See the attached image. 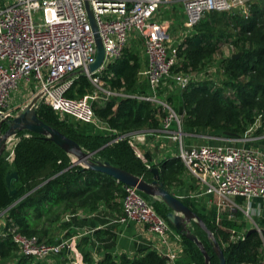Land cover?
<instances>
[{
    "label": "trees",
    "instance_id": "16d2710c",
    "mask_svg": "<svg viewBox=\"0 0 264 264\" xmlns=\"http://www.w3.org/2000/svg\"><path fill=\"white\" fill-rule=\"evenodd\" d=\"M227 46L232 48V53L240 54L233 58L230 53L218 59L221 82L214 83L210 79L190 81L177 95L164 99L175 111H183L181 128L184 131V128L188 132L210 129L215 132L213 135L239 137L256 124L252 134L263 135L264 0L252 1L246 16L237 9L204 12L176 44L178 62L170 71H200L216 51ZM140 66L141 56L127 44L119 57L107 63L100 73L103 86L126 95L95 99L90 103L94 115L113 133L100 131L91 125L92 134L80 132L72 125V118H59L46 104H39L35 114L40 121L76 142L82 151L93 152L91 160L107 161L149 181L151 175L145 166L150 161L148 154L143 153L141 160L127 138L129 134L144 129L157 130L162 115L153 103L134 96L147 92L145 81L137 78ZM92 89L87 78L77 74L65 96L77 98L90 93ZM176 105L180 108H176ZM5 128L2 122L0 130ZM28 133L29 136L19 137L14 143L10 161L0 155V212L3 211L0 261L13 258V264H46L44 259L17 253V246L7 231L14 229L20 234L35 236L39 242L49 243L53 239L54 228L62 229L67 225L63 221L64 215L78 211L94 212L99 205L120 212L123 189L121 183L104 173L82 168L78 164L72 165L68 153L39 134ZM116 135L124 137L110 142ZM149 166L157 167L158 181L166 190H170L172 183L181 184L180 175L184 167L178 157H165ZM11 171L16 172L17 179L10 185L14 192L9 195L4 175ZM180 199L211 231L222 251L224 264H258L261 239L256 231L246 230L242 238L232 240L229 237L231 231L233 234L239 232L244 223L227 220L217 228L221 236L219 239L210 224L212 220L214 222V207L208 206V209L200 212L198 207L202 205L199 202H188L187 197ZM155 208L166 219L167 207L155 204ZM235 215L239 217L241 213L235 211ZM189 230L202 244L210 264H217L204 231L194 221L190 222ZM179 241L182 263L203 264V256L192 241L181 234ZM87 243L86 236H81L75 242L80 253L78 264H166L165 259L150 247L141 248L130 256L119 253L114 257L104 252L98 258H93L86 248Z\"/></svg>",
    "mask_w": 264,
    "mask_h": 264
},
{
    "label": "built area",
    "instance_id": "2783aa9c",
    "mask_svg": "<svg viewBox=\"0 0 264 264\" xmlns=\"http://www.w3.org/2000/svg\"><path fill=\"white\" fill-rule=\"evenodd\" d=\"M170 1L173 0H0V122L16 115L36 97L34 109L39 104H46L59 118L68 116L100 131L113 133L94 115L90 103L109 96H126L103 86L99 76L107 63L119 57L130 39L138 38L146 62L140 66L137 78L145 81L147 92L134 96L153 103L161 112L157 132L176 143L174 156L179 158L184 171L194 181L195 190L187 197L195 202L205 197L207 205L215 209V223L221 218V210H225L227 220L239 211L243 219L250 222L253 214L250 200L258 197L264 201V150L247 143L264 137V134L253 135L254 124L239 137L209 135L203 136L208 140L203 143H183L184 136L189 134L181 128L183 111L172 108L158 93L159 86L168 78L179 91L188 82L197 81L200 75L206 77L214 71L220 74V70L218 64L213 63L197 72L170 71L178 62L175 48L179 41L170 43L169 23L159 16L162 6ZM178 1L183 14L181 37L204 12L237 9L246 16L252 2ZM84 2L92 13L103 48L102 61L93 72L87 69L93 61L95 45ZM224 49L228 51L226 55L233 52L230 46ZM77 74L84 75L93 89L77 98L66 97ZM202 79L206 78L200 77ZM21 89L29 91L27 98L19 96L17 99L16 94ZM122 137L124 135H116L110 142ZM11 158L12 151L7 160ZM122 189L118 220L140 224L154 237L150 248L165 257L166 264H176L177 251L181 248L179 234L134 187L122 185ZM68 215L63 219H68ZM252 228L261 239L258 264H264V238L258 228ZM245 231L242 229L235 234L231 231L230 237L242 238ZM7 232L17 246V252L34 259H45L63 250L72 251L76 237L68 235L56 242L43 243L35 236H26L14 229ZM70 263L78 264V260L72 259Z\"/></svg>",
    "mask_w": 264,
    "mask_h": 264
},
{
    "label": "crops",
    "instance_id": "0c3cea01",
    "mask_svg": "<svg viewBox=\"0 0 264 264\" xmlns=\"http://www.w3.org/2000/svg\"><path fill=\"white\" fill-rule=\"evenodd\" d=\"M167 5L168 15H164L165 11L161 10L159 12L160 18L166 20L170 27V23L172 21L171 19L175 17L178 12L182 25L183 14L179 1L173 0L168 2ZM178 33L177 30L173 31L171 27L169 28L168 35H170L169 40L171 44H176L178 41H180L182 32L180 34ZM145 62V57L141 54V65H145ZM158 90V93L164 97L169 95H177L179 92L168 78L164 79ZM16 96L17 99L20 97L27 98L29 96V91L26 89H21V93H18V95L16 94ZM176 108L179 109L180 107L176 105ZM72 125H74L80 132L93 133L92 127H90L87 123L73 119ZM194 131L195 130L190 131L188 135H191V132ZM129 139L137 153V156L138 153L141 154V156L143 153L148 154L150 161L145 164L146 167L156 164V162L165 157L174 156L177 147L176 143L172 142L166 136L159 135L157 130L144 129L140 132L131 134ZM189 143L193 142L190 141ZM250 143H247V145L253 146V142ZM139 151H141V153ZM71 159L72 158H70V160ZM184 173L188 175L185 171ZM180 178L181 184L179 188L169 191L179 198H184L187 197L189 192L195 190V185L194 181L191 183L192 180H190L189 177L180 175ZM188 199V202L192 201V199ZM197 202L202 205L198 207V211L204 212L206 209H208L207 200H205V197H200ZM250 205L253 208V214L250 222H247L245 219H243L241 215L239 217L235 215L231 221H234L235 223L243 222V230H249L252 227H256L259 230L264 231V201L258 197H254L250 200ZM220 212V217L226 219L225 210H221ZM120 213L121 211L116 212L106 209L103 205H99L94 212L78 211L74 214L68 215V219L63 220L67 222V225L64 228H54L55 232L51 242H56L60 238H65L68 235H76L72 251L67 252L63 250L59 254H51L43 261L46 264H71L70 262L72 259L79 261L80 253L75 246V242L81 236H86L88 238L86 248L89 250L93 258H98L104 252H108L114 257H116L119 253H125L130 256L136 254L141 248L152 247L154 243V237H152V235H150V233L140 224L132 220L119 221L118 217L120 216ZM2 225L3 219L2 216H0V231ZM178 243L180 244L181 248L177 251L178 254L176 264H184L182 263V246L180 241H178Z\"/></svg>",
    "mask_w": 264,
    "mask_h": 264
},
{
    "label": "water",
    "instance_id": "95a60500",
    "mask_svg": "<svg viewBox=\"0 0 264 264\" xmlns=\"http://www.w3.org/2000/svg\"><path fill=\"white\" fill-rule=\"evenodd\" d=\"M84 7L86 10L88 22L93 34L94 45H95V54L93 61L87 65V69L89 72H93L101 63L103 57V48L98 37L97 29L94 23V19L92 13L88 8L87 2H84ZM240 52H234L230 56L237 57ZM35 100L36 97H33L24 108L19 111L13 117L2 121L6 128L1 131L0 130V155L4 149L7 139L15 135L20 130H25L27 132L39 134L45 140L51 141L57 147L61 148L63 151L72 155L71 164H78L82 168L92 169L95 171H99L104 173L113 179L116 182L121 183L122 185L134 187L140 193L147 195L158 197L164 205L167 207V211L165 213L166 220L171 224L176 233L183 235L190 241H192L200 250L203 256V264H210L209 256L204 250L202 244L197 239V237L190 232L189 224L191 221H194L195 224L200 227L207 239L208 244L213 252V254L217 258V264H224V257L222 251L212 235L211 231L206 228L200 218L189 208L187 204L182 202V200L170 193L164 187L161 186L158 181V170L156 166H148V172L150 173V180L145 181L140 176L133 175L128 171H125L117 166L111 165L107 161H100L98 159L91 160L90 156L93 152H85L80 149L78 144L74 142L72 139L65 136L63 133L58 131L57 129L43 123L40 121L35 114ZM0 122V125L1 123ZM143 160V157H140ZM17 174L15 171L7 172L4 175L5 186L8 188V194L11 195L14 192V189H10V185L16 181ZM3 212H0V216ZM256 231L254 228L248 230ZM264 238V231L260 230ZM165 259V257H163Z\"/></svg>",
    "mask_w": 264,
    "mask_h": 264
},
{
    "label": "rangeland",
    "instance_id": "374dc122",
    "mask_svg": "<svg viewBox=\"0 0 264 264\" xmlns=\"http://www.w3.org/2000/svg\"><path fill=\"white\" fill-rule=\"evenodd\" d=\"M252 1H254V0H252ZM167 6L168 5L165 4L161 8L162 11H165L164 15H168V11H167L168 7ZM171 20L172 21L170 23V27L173 29V31L177 30V33L179 32L178 34H180L182 32V27L180 26L181 25V22H180L181 19H180V15L178 14V12H177L176 16L173 17ZM171 24H172V26H171ZM169 28L167 29V32L169 31ZM174 33H176V32H174ZM175 39H177V38H175ZM128 44L130 45V47H132L134 50H136L138 52V56H141L140 43L137 41V39L135 37L130 39ZM227 53H228V51L226 49H224V47H221L218 51H216V54L206 63V65H204V69H205V67H208V66L212 65L213 63H217L218 59H220L222 56L226 55ZM197 75L199 76V74H197ZM200 77L210 79L214 83H219L222 80V76H221V74L218 73V71H216V72L214 71L211 74H208L206 77H203L202 75H200ZM200 77H197V80H200ZM20 93H21V91H20ZM68 118H70V117H68ZM70 119H68V120H70ZM184 129L186 130L187 133H189L187 128H184ZM214 133L215 132L213 130H210V129H204V130L197 129L194 132H191V135H185L182 141L184 144H189L190 141L193 143H203V142L208 141L203 136L213 135ZM26 134H29V133L25 130H20L15 135L10 136L9 140L6 142L4 149L2 151V155H4V157L6 159H7L8 155L10 154V152L12 151L13 144L19 139V137H25ZM252 144L254 147H259L260 149L264 150V137L253 141ZM139 152L141 153V151H139ZM139 156L141 157V154L138 153V157ZM69 157L73 158L72 155H69ZM181 175H183L185 177H189L184 172ZM189 179L192 180L191 183H193V179L190 177H189ZM179 186H180V184L176 185L175 183H172L170 190H175V189L179 188ZM170 193H171V191H170ZM142 197L146 202L150 203L154 208H155V204L158 205L159 207H162L164 205V203L161 200H159L158 197L147 196V195H144ZM200 212H203V211H200ZM219 216H221V212L219 213ZM224 221H227V219L220 218L219 222H217V223H215V221L213 222V220H212V222L210 221L211 222L210 224L212 225L213 231L215 234L218 235L219 239H221V236L217 233L218 232L217 228H219L218 226L220 224L224 223ZM234 238H235L234 235H232V237H230V239H232V240ZM0 264H13V258H9V259H6L4 261H0Z\"/></svg>",
    "mask_w": 264,
    "mask_h": 264
}]
</instances>
